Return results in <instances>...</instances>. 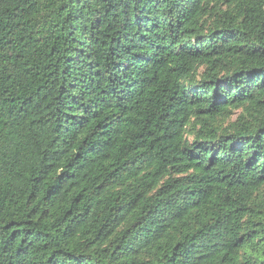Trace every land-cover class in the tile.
<instances>
[{"label": "trees", "instance_id": "1", "mask_svg": "<svg viewBox=\"0 0 264 264\" xmlns=\"http://www.w3.org/2000/svg\"><path fill=\"white\" fill-rule=\"evenodd\" d=\"M0 264H264V0H0Z\"/></svg>", "mask_w": 264, "mask_h": 264}]
</instances>
